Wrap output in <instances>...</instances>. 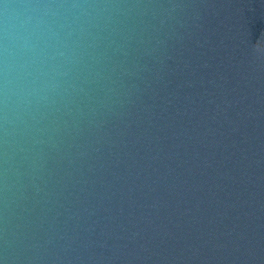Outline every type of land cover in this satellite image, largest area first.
Instances as JSON below:
<instances>
[{"label": "water", "instance_id": "1", "mask_svg": "<svg viewBox=\"0 0 264 264\" xmlns=\"http://www.w3.org/2000/svg\"><path fill=\"white\" fill-rule=\"evenodd\" d=\"M0 264H264V0H0Z\"/></svg>", "mask_w": 264, "mask_h": 264}]
</instances>
